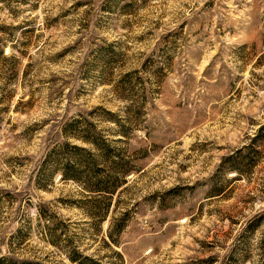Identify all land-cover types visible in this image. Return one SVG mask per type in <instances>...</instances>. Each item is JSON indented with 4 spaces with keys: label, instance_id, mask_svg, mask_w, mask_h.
<instances>
[{
    "label": "rangeland",
    "instance_id": "1",
    "mask_svg": "<svg viewBox=\"0 0 264 264\" xmlns=\"http://www.w3.org/2000/svg\"><path fill=\"white\" fill-rule=\"evenodd\" d=\"M75 119L132 169L104 220ZM0 264H264V0H0Z\"/></svg>",
    "mask_w": 264,
    "mask_h": 264
},
{
    "label": "trees",
    "instance_id": "2",
    "mask_svg": "<svg viewBox=\"0 0 264 264\" xmlns=\"http://www.w3.org/2000/svg\"><path fill=\"white\" fill-rule=\"evenodd\" d=\"M108 114L107 120L118 125V129L115 131L129 137L127 127L120 123L116 117L117 114L111 111H108ZM77 123H79V119L68 124L72 136L91 144V148L72 145L74 151L68 155L69 158L63 164L62 177L83 184L84 189L92 193L89 203H92L91 207L100 213L104 210L101 213V219L104 220L106 218L105 212L108 209L107 204H110L108 200L118 187L125 183L126 175L132 169L129 166V161H124L127 155L125 150H118L115 146L103 141L91 122H88L90 126L86 128H78ZM69 145V142L65 143V146ZM116 150L118 152H115ZM234 168L237 169L238 167ZM72 260L75 261L76 259L72 257Z\"/></svg>",
    "mask_w": 264,
    "mask_h": 264
}]
</instances>
